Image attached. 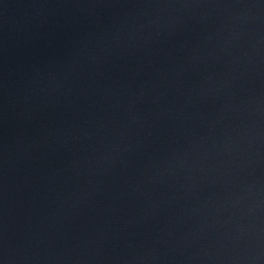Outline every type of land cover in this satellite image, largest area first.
<instances>
[{
	"label": "water",
	"instance_id": "water-1",
	"mask_svg": "<svg viewBox=\"0 0 264 264\" xmlns=\"http://www.w3.org/2000/svg\"><path fill=\"white\" fill-rule=\"evenodd\" d=\"M0 264H264V0H0Z\"/></svg>",
	"mask_w": 264,
	"mask_h": 264
}]
</instances>
